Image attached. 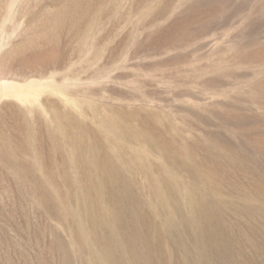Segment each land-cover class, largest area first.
Masks as SVG:
<instances>
[{"label":"rangeland","instance_id":"rangeland-1","mask_svg":"<svg viewBox=\"0 0 264 264\" xmlns=\"http://www.w3.org/2000/svg\"><path fill=\"white\" fill-rule=\"evenodd\" d=\"M66 1L0 0V105L34 109L39 121L31 115L28 131L43 141L50 127L61 141L49 113L58 106L50 101H58L74 114L61 117L65 123L100 129L101 117H117L153 148L145 150L148 170L153 180L159 172L169 200L156 206L163 193L144 187L151 181L123 176L133 230L142 224L145 232L143 247L133 233L136 257L142 253L148 264H264V0H91L86 33L75 27L79 9L61 15L62 23L46 22ZM39 51L49 54L46 62L20 63ZM0 167L7 178L0 170V264L58 263L46 252L53 241L36 245L32 229H24V215L34 225L42 216L32 208H43L31 196L22 203L11 170ZM48 221L60 237L59 255L68 256L61 264L88 257L65 226Z\"/></svg>","mask_w":264,"mask_h":264},{"label":"bare ground","instance_id":"bare-ground-1","mask_svg":"<svg viewBox=\"0 0 264 264\" xmlns=\"http://www.w3.org/2000/svg\"><path fill=\"white\" fill-rule=\"evenodd\" d=\"M80 1H83V3L81 4ZM91 3V0H67L64 6L58 10L60 15L46 13V22L52 23L59 19V22L62 23L60 20L61 15L79 9L80 14H78L75 20V27L77 28L78 25L82 24L84 27L78 32L83 31L86 33V28H91L94 22L93 16L89 17L88 20H84L85 15L87 14L88 16V13L91 11ZM84 36L82 35L80 38ZM48 55L46 51L30 53L29 56L20 59V63H43L47 61ZM92 58H95V56ZM53 59V62H57V59ZM77 93L75 94L77 95ZM50 102L51 104L48 103L49 105H58L56 110L49 111L50 119L52 120L51 123H54V130L56 129L55 131H57V129H60L61 135L59 138L61 141L58 142L55 141L58 135H56L57 133L51 127L48 131L49 138L46 141L37 138L39 136L34 138L33 134L28 131L30 130L28 127L30 125L31 115L39 121V114L31 107L22 109L14 104L0 105V163L2 167L10 169L12 172L13 178L11 181H13V184H16L15 189L21 192H19V196L17 195L18 193H15L18 196L17 198L22 202V200L24 201L31 196L35 204L43 208V210L41 209L42 211L40 210L41 213L37 208H32L34 214L39 213L38 215L42 216V221L40 220L36 224L33 223L34 225L29 222L26 216L27 214L24 215L25 232L28 228L32 229L37 239L36 245L43 240L49 239L53 241V243L48 245L46 252L47 254H54L55 256L57 254L56 259L58 263L56 264H61L65 259H68V256L59 255L58 247L60 248V237L58 234H54L55 229L50 226L49 218H55L58 223L65 226L73 241L78 245V249L83 250L87 254L88 257L84 260L79 257V264H105V262L106 264H118V261H122V264H148L146 256L140 253L136 257L132 251L134 246L133 239H135L134 234H138L137 236L140 234V241L138 243L140 246L143 247L146 245L145 239H143L145 232H142L144 229L141 230L142 224H140L139 230L136 229L137 232L134 233L136 230H133L134 227L132 225L135 220L131 215L133 205L131 199L128 197L130 196L129 192L131 188L126 183H123V176L127 173H138L146 182L151 181V186L144 182V187L147 190H158V192L163 193H157L159 196L157 197L158 200H153L156 206H159L160 200L162 202L169 200V196L163 192L166 188L161 189V186L166 187L167 185L160 177L159 172L156 174L158 175L156 176L157 180H153L152 175H150V166L148 168L147 164L149 158L145 150L146 148H149V150L153 148L146 145L147 142L135 131L131 132L130 127L127 128L120 123L118 124L115 121L117 117H101L100 124L103 128L100 129L92 128L88 124L82 127L79 121H74L73 119V121L71 120L72 122L65 123L61 121V117H66V115L70 117L74 114L66 110L62 102V105L58 101ZM3 109L5 111H2ZM9 122H11V133L6 130L8 129ZM37 123L39 124V122ZM39 127L37 128L39 129ZM87 136H91L92 139L94 137H101L105 142L104 147L100 145L101 141L100 143L97 142L98 138L97 141L89 140ZM123 136L127 140L125 143L118 141ZM43 150H46L44 153L46 154L45 156ZM177 151L180 150L177 149ZM43 157L45 160L48 158L47 165H41ZM165 160L163 161L166 162ZM34 162L38 165L36 166L38 167L36 168L37 171H40L45 176V180L39 177V174L35 172L36 169L33 168V170L30 167L34 165ZM39 165L41 166L39 167ZM135 165H137V169ZM0 170L5 179V172L3 173L1 167ZM24 170L25 173H23ZM72 174L74 176H71ZM45 181L52 184L53 191L49 192ZM157 181L158 185L160 183L159 186L156 185ZM203 185L205 186V184ZM7 186L6 188H9V185ZM207 188L210 189L208 186ZM7 191L9 192V190ZM142 192L140 194L147 195V191L142 190ZM195 200L197 201L198 198H195L193 203L191 201L190 205L192 213L195 212ZM169 212V210L165 211V213L170 215L171 213L169 214ZM139 222L138 220L137 224ZM44 228H47V232H44ZM102 230L107 232L106 238L102 237ZM50 234L53 236L52 239L48 238ZM93 238L98 240L99 250H96L97 243ZM116 253L120 254V260L115 257ZM99 258L103 263L99 261Z\"/></svg>","mask_w":264,"mask_h":264}]
</instances>
